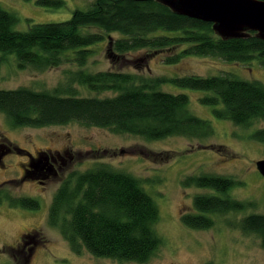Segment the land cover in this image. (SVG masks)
I'll return each instance as SVG.
<instances>
[{
  "label": "trees",
  "instance_id": "trees-1",
  "mask_svg": "<svg viewBox=\"0 0 264 264\" xmlns=\"http://www.w3.org/2000/svg\"><path fill=\"white\" fill-rule=\"evenodd\" d=\"M38 3L50 10L63 6L62 0ZM17 23L18 17L0 6V68L8 56H13L18 70L44 72L69 62L79 69L70 73L65 84L51 91L26 87L0 90V113L14 129L78 124L146 141L213 137L211 121L191 111L186 94L163 91L161 87L167 84L204 92L199 103L211 107L217 120L245 129L264 121V85L258 81L230 73L149 78L82 69L92 53L91 47L105 38L109 41L108 56L114 62L142 50L148 53L135 62L175 51L163 58L166 64L174 65L188 57H210L241 65L256 62L264 69V41L254 32L243 38L223 39L214 32L212 24L177 15L161 0H94L86 10H73L66 21L31 24L26 31L16 30ZM75 85L94 94L110 95L82 97ZM250 138L264 144V129L253 131ZM9 149L1 144L0 154ZM26 178L30 179L29 175ZM241 186L243 182L239 180L216 174L185 177L184 189L210 193L193 197L194 213L182 215L183 225L208 230L214 226L215 218L254 207L253 202L239 201L230 195L232 189ZM3 203L12 208H40L37 200L14 196L0 187V204ZM47 220L75 254L86 250L97 258L145 264L163 244L155 230L159 211L153 198L138 179L103 163L72 171L63 179L50 203ZM228 223L244 234L257 236L264 250V214L252 213ZM31 234L24 235L16 248H8L19 264H27L33 245L45 243L38 240L25 250L24 246L38 233Z\"/></svg>",
  "mask_w": 264,
  "mask_h": 264
},
{
  "label": "rangeland",
  "instance_id": "rangeland-1",
  "mask_svg": "<svg viewBox=\"0 0 264 264\" xmlns=\"http://www.w3.org/2000/svg\"><path fill=\"white\" fill-rule=\"evenodd\" d=\"M38 1L0 0V6L18 17L16 30L26 31L31 24L66 21L73 10H86L94 0H62L63 6L57 10L44 8ZM90 31L99 32L97 29ZM108 42L105 38L104 42L91 47L92 53L82 68L84 71L123 72L149 78L210 77L230 73L264 85V69L256 62L241 65L217 58L188 57L174 65L166 64L163 58L175 51L135 62L148 53L145 50L126 54L114 62L108 56ZM78 69L75 63L69 62L44 72L18 70L14 57L8 56L0 68V90L26 87L51 91L65 84L70 73ZM161 89L172 94H186L191 111L211 121L214 136L207 140L170 137L146 141L78 124L14 129L0 113V144L12 149L0 161V187L10 190L14 196L37 200L40 205L38 210H30L0 204V264H19L8 248H16L24 235L33 236V232L38 234L34 235V242L28 241L31 244L25 245V250L38 240L45 243L33 245L27 264H138L93 257L86 250L75 254L59 230L48 224L49 206L63 179L70 172L83 171L95 163L107 164L135 177L157 204L159 220L155 230L163 244L145 264H264V250L257 236L244 234L228 223H235L252 213L264 214V178L255 166L257 161L264 159V144L250 138L253 131L264 129V121L256 122L248 129L234 126L231 122L215 119L211 107L199 103L204 92L169 84ZM75 90L82 97L110 95L94 94L78 85ZM16 148L40 158H56L61 166L59 177L52 178L45 186H39L36 181H23L21 165L28 157L16 152ZM200 174H216L243 182V186L232 189L230 195L239 201L253 202L254 207L241 213H230L224 218L217 217L214 226L208 230L186 227L181 217L194 213L193 197L210 192L184 189L182 180ZM17 257L21 259L19 255Z\"/></svg>",
  "mask_w": 264,
  "mask_h": 264
},
{
  "label": "water",
  "instance_id": "water-1",
  "mask_svg": "<svg viewBox=\"0 0 264 264\" xmlns=\"http://www.w3.org/2000/svg\"><path fill=\"white\" fill-rule=\"evenodd\" d=\"M175 14L212 24L223 39L243 38L254 32L264 41V1L261 0H161ZM264 178V159L255 163Z\"/></svg>",
  "mask_w": 264,
  "mask_h": 264
},
{
  "label": "flooded vegetation",
  "instance_id": "flooded-vegetation-1",
  "mask_svg": "<svg viewBox=\"0 0 264 264\" xmlns=\"http://www.w3.org/2000/svg\"><path fill=\"white\" fill-rule=\"evenodd\" d=\"M9 151H12V149L0 154V161L6 154L10 153ZM24 154V156H27L28 158L27 162L24 165H21L23 181H36L39 183V186H45L52 178L56 179L59 177L61 166L53 156L40 158V156H33L28 152H25ZM26 175H29L30 179H27Z\"/></svg>",
  "mask_w": 264,
  "mask_h": 264
}]
</instances>
